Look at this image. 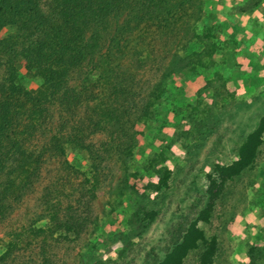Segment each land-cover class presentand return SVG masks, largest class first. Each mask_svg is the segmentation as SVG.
<instances>
[{
    "label": "rangeland",
    "instance_id": "obj_1",
    "mask_svg": "<svg viewBox=\"0 0 264 264\" xmlns=\"http://www.w3.org/2000/svg\"><path fill=\"white\" fill-rule=\"evenodd\" d=\"M49 1H41L44 10ZM259 4L264 0H204L193 24L199 34L215 26L217 50L211 59L194 56L204 41L182 35L151 54L159 63L150 58L140 77L152 89L162 81L161 98L133 128L127 168L111 160L93 181L84 150L68 147L49 158L0 217V264H156L165 257L207 204L214 164L232 161L264 114V6L247 19L251 36L242 33L238 17ZM11 33L1 30L0 38ZM17 68L27 88L40 84L26 73L21 56ZM104 137L97 132L90 140L98 144ZM164 168L172 173L168 186L158 189ZM137 209L157 211L146 228L133 217ZM69 221V229L57 227ZM197 226L206 241L183 264L248 263L252 247L264 258V143L252 166L225 182L209 219Z\"/></svg>",
    "mask_w": 264,
    "mask_h": 264
},
{
    "label": "trees",
    "instance_id": "obj_2",
    "mask_svg": "<svg viewBox=\"0 0 264 264\" xmlns=\"http://www.w3.org/2000/svg\"><path fill=\"white\" fill-rule=\"evenodd\" d=\"M41 1L0 0V31L13 30L0 38V217L24 195L42 165L68 147L84 150L93 181L111 160L126 169L136 142L133 128L161 98L162 81L152 89L140 77L151 54L182 35L204 41L194 56L211 59L218 47L215 26L206 25L199 34L193 24L202 16L204 0H50L46 10ZM19 56L26 73L40 79L36 88L20 82ZM174 67L181 71L183 64ZM97 132L105 133L98 144L90 140ZM263 143L264 114L236 157L214 164L207 204L156 264H183L188 252L206 241L197 222L209 219L225 182L252 166ZM171 173L164 168L155 187L166 188ZM156 215V210L137 209L133 217L146 228ZM71 226L70 221L57 225ZM257 250L250 248V261L240 264H258Z\"/></svg>",
    "mask_w": 264,
    "mask_h": 264
},
{
    "label": "crops",
    "instance_id": "obj_3",
    "mask_svg": "<svg viewBox=\"0 0 264 264\" xmlns=\"http://www.w3.org/2000/svg\"><path fill=\"white\" fill-rule=\"evenodd\" d=\"M263 6H264V4H259L258 6L250 7V8L243 10V11H240V13L238 14V17L240 18V25L242 27H244V30L242 33L251 36L252 30L245 27L248 23L247 19L250 17V15H256V14L260 15L259 11H261ZM239 32H241V31L239 30Z\"/></svg>",
    "mask_w": 264,
    "mask_h": 264
}]
</instances>
